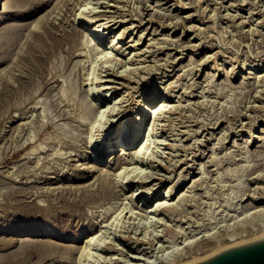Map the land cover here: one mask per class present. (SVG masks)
Masks as SVG:
<instances>
[{
    "label": "rangeland",
    "instance_id": "374dc122",
    "mask_svg": "<svg viewBox=\"0 0 264 264\" xmlns=\"http://www.w3.org/2000/svg\"><path fill=\"white\" fill-rule=\"evenodd\" d=\"M14 1L17 0H0V17L8 18L0 23V32L8 23L23 22L19 33L14 32V37H22L11 47L10 56H13L0 63V80L6 82L0 81V264H77L78 252L66 253L48 245L78 249L92 229L98 231L99 245L113 248L104 251L99 246L98 250H92L86 264H102V260L110 256L127 258L137 245L147 247L134 243L136 237L153 238L155 235L154 242L158 238L160 242L153 252L159 257L162 255L160 259H174L186 244L185 237L174 232L188 226L187 232L198 225L194 232L216 226L211 231L215 234H224L228 227L238 229L245 224L249 226L248 231L254 228L253 232L239 233L242 236L235 239L224 234L223 250L264 238V234L258 232L263 217H252L254 207L263 204L256 199L264 193V0H90L88 2L92 3L88 6H95V11H99L94 14L97 18L108 17L99 26L102 29L107 25L99 38L101 41L96 38L99 34L85 36L100 23L83 25L76 20L82 4L86 3L84 0H46L39 7L26 2L13 4ZM69 8L73 11H66ZM3 9L9 11L8 14L3 15ZM18 11L29 13V17L25 21L15 18ZM47 21L51 22L49 29L53 34L67 41L73 39L72 29L79 31L86 42L83 55H73L68 61L63 58L62 50L59 54L55 51L45 63L47 69L60 67L56 78H52L56 81L48 80L47 86L45 84L39 92L29 89L33 97L28 92L23 95L15 91L18 94L15 98L17 94L7 89L10 83L16 82L10 68L21 47L24 50L23 43L31 27L36 25L41 29ZM118 31L122 39L112 45L115 47H110L111 36ZM62 47L65 49L67 45ZM102 49L114 54L110 55L112 61L99 56ZM116 68L119 73L130 69L133 72L127 79L106 74ZM107 77L114 78V82H106L111 88L105 100L96 105L100 101L97 96L102 98V93L107 91L95 82ZM91 86L93 91L100 88L98 93H91L92 90H88ZM63 88L66 92L69 88L81 89L74 94L77 99L71 102L78 101L88 109L89 117L84 125L69 117L71 98L64 97L67 104L58 99ZM150 93L156 95L153 105L167 99L173 108L160 117L153 115L157 114L153 110L149 114L144 112L147 116L143 126L138 129L137 122V137L127 148L123 146L125 153L120 150V139L112 134L107 141L90 145V133H94V137L101 134L96 124L102 128L104 139V131L117 130L127 115L136 114L145 101L143 97ZM27 100L31 107L26 106ZM107 104H115V112L105 117V123L90 124L97 113L96 106L105 108ZM155 118H159V124H164L156 126L160 134L157 133L155 139L162 144L147 146L144 140ZM111 119L117 121L115 125ZM131 128L136 130L133 125ZM143 144L147 148L143 146L140 151L145 149L144 160H153V167L138 164L137 167L156 172L157 179L149 178L145 184L130 180L121 186L119 175L126 170L122 169L120 161H130L132 152ZM36 145L40 148L34 154H26ZM254 150L256 154L251 153ZM113 171H117L115 177ZM257 174L262 180L251 179ZM99 177L110 181L106 188L99 186ZM150 187L154 188L148 190ZM167 189H171V196H167ZM243 190L248 196L245 194L238 200L236 196ZM135 191H141L139 195L150 192L147 197L131 196ZM162 194L167 199L171 197L177 209L157 213L154 218L158 222L153 225L144 218V212L149 206L154 207ZM127 203L134 207L133 211L143 215L140 221L152 232L142 231L138 235L139 230L136 234L130 231L127 223L130 212L126 213V218L122 213L117 219L113 218ZM245 211L247 214L243 213ZM140 214L132 216L139 219ZM242 218L243 223L239 220ZM216 246L201 244V249L194 254L200 258L195 260L221 251L215 250ZM189 258L192 259L184 258L181 262H192ZM155 261L158 262V258Z\"/></svg>",
    "mask_w": 264,
    "mask_h": 264
},
{
    "label": "bare ground",
    "instance_id": "6f19581e",
    "mask_svg": "<svg viewBox=\"0 0 264 264\" xmlns=\"http://www.w3.org/2000/svg\"><path fill=\"white\" fill-rule=\"evenodd\" d=\"M44 1H46V0H17V1H14L13 2V4H16L17 2L18 3H20V4H24V2H26V3H31L30 5L31 6H42V4H44L45 2ZM59 1H62V0H59ZM84 1H86V3H84V4H82L83 5V7H81V10H80V8H79V10H80V12H78L79 13V15L76 17L77 19L76 20H78V22L80 21V22H82V24L83 25H92L93 26V24H95V23H100L99 25H97V28H95V26H94V28H92L91 30L92 31H90V32H87V33H85V36L86 37H89L90 35H94V34H99L98 35V37H96V38H101V36H102V31H104V29L107 27V25H106V27H103L102 29H100V25L102 26L105 22L104 21H106V20H104V19H106V18H108V17H106L105 16V18L104 17H96V15H94V14H97V12H99V11H95V9H96V7L94 6H88V4L89 3H92V2H88V1H90V0H84ZM92 1V0H91ZM5 2V1H4ZM16 2V3H15ZM66 2V1H65ZM1 4V3H0ZM4 4V3H3ZM28 5V4H27ZM62 5V4H61ZM81 5V6H82ZM8 7V6H7ZM56 8V7H55ZM68 8V7H67ZM66 8V9H67ZM32 10V9H31ZM11 11H13V10H11ZM10 11V12H11ZM66 11H71V8H69L68 10H66ZM73 11V10H72ZM71 11V12H72ZM8 12L9 11H6V9H3L2 11H1V13L4 15L5 13L6 14H8ZM60 12V11H59ZM65 12V11H64ZM67 13V12H66ZM77 13V14H78ZM75 15V14H74ZM16 16L17 17H15V18H18V19H20V20H23V21H25L26 20V18H28L29 17V13H25V12H23V11H18L17 12V14H16ZM67 16V15H66ZM64 17V16H63ZM113 18V17H112ZM8 18L7 17H5V16H2V17H0V23H3V22H5V20H7ZM75 19V18H74ZM110 19V18H109ZM109 22H110V20H108ZM14 22V21H13ZM13 22H11L12 24L11 25H9L10 23H8V25H5L4 26V31L3 32H0V63H2V62H5L7 59L8 60H10L11 59V57L13 56H10V53H11V47L14 45V44H16L17 43V40H19V37H20V39H21V37H22V35H16L17 37H14V32L15 31H17V33H19L18 32V29H22L21 28V24L23 23H19V24H16L15 22H14V25H13ZM102 22V23H101ZM18 23V22H17ZM116 23V22H115ZM50 24H51V22H44V24L42 25V27H41V29H39V28H37L36 27V25H34L33 27H31V31L29 32V36H26V41L23 43V46L25 45V48H24V50H22L23 48L21 47V52L19 53V54H17V58L15 59V61H13L14 63H13V67L11 66V70H12V73L13 74H11L10 73V71H9V73L11 74V76L12 77H14V75H15V80L14 81H16L15 82V84L13 83H10V85H9V82L7 83L8 85H9V88H7V86H6V84H3V85H5L6 86V88L8 89V91L9 92H12L13 94H17V93H15V91H17L18 92V94L19 93H22L23 95L25 94L26 95V93L29 91V89H30V91H31V89H34L33 91H35L36 90V92H39L43 87H44V85L46 84V86H47V83L46 82H48V80H52V78H56V75H57V73L59 72V68L60 67H58V72H57V70L55 71L54 69H53V66H51V68H49V64H48V68L49 69H47V66H46V63L45 62H48V61H46V59L48 58V56H49V58H50V55L52 56V54L55 52V51H57L56 53H58V51H60V50H62V52H64L63 54H64V56H63V58L64 59H66V60H68L69 58H71L73 55H83L82 53H83V51H84V44L86 43V42H84L83 40H82V35H81V33L78 31V32H75L73 29H72V34L71 35H73V39L72 38H69V40L67 41V39H65V38H63V37H61V35H60V38H58L57 36H55V34H53V32H52V30L51 29H49V26H50ZM108 24V23H107ZM117 24V23H116ZM51 26H53V25H51ZM110 27V26H109ZM112 28H115L114 26H112ZM128 28V27H127ZM8 31V33H5V31ZM58 30V29H57ZM78 30V29H77ZM100 30V31H99ZM16 33V34H17ZM66 33H68V32H66ZM21 34V33H20ZM65 34V33H64ZM82 34H84V32L82 33ZM104 34V33H103ZM69 36H70V34H69ZM141 36V35H140ZM71 37V36H70ZM83 38H84V36H83ZM95 39V38H94ZM111 39H112V43H111V46L110 47H115V46H112L113 44L114 45H116V44H118L119 43V41L122 39V35L119 33V31H118V33H115V34H113L112 36H111ZM89 40H91V39H89ZM89 40H87V41H89ZM102 39H99V41H101ZM83 41V42H82ZM19 42V41H18ZM18 44V43H17ZM109 44V43H108ZM154 44V43H153ZM63 45H67V47H65V49L62 47ZM149 45V44H148ZM16 46V45H15ZM163 47V46H162ZM63 48V49H62ZM133 48V47H132ZM14 49V48H13ZM109 49V48H108ZM107 50V49H106ZM105 49H102L100 52H99V56H102V57H106V59L108 60V58H110V55L111 56H114V54H111L108 50L106 51ZM124 50V49H123ZM13 52V51H12ZM76 52H78V53H76ZM61 53V52H60ZM59 54V53H58ZM57 54V55H58ZM55 55V54H54ZM62 55V54H61ZM56 56V55H55ZM55 56H53V57H55ZM60 57H62V56H60ZM205 57V56H204ZM118 59V58H117ZM209 59V58H208ZM260 59V58H259ZM50 60V59H49ZM52 60V59H51ZM55 60V59H54ZM57 60H59V59H57ZM113 60V58H110V60L109 61H112ZM202 60V59H201ZM206 60H207V58H206ZM69 61V60H68ZM52 62H53V60H52ZM60 62V61H59ZM105 62V61H104ZM61 63V62H60ZM66 63V62H65ZM54 64V63H53ZM64 64V63H63ZM62 64V65H63ZM79 64V63H78ZM52 65V64H51ZM219 65V64H218ZM46 66V68H44ZM75 66V65H74ZM77 66V65H76ZM186 66V65H185ZM56 67V66H55ZM64 67V66H63ZM76 68V67H75ZM224 68V67H223ZM233 68V67H232ZM193 69V68H192ZM226 69V68H225ZM105 72L107 71V70H104ZM227 71V70H226ZM15 72H17V73H15ZM56 72V73H55ZM131 72H133V70H129V72H124V73H119L118 72V69L116 68L115 70H111V71H109L108 73H106V74H110L111 76H114V77H118V78H125V79H127L126 77L127 76H129V74L131 73ZM189 72V71H188ZM235 72V71H234ZM75 73V72H74ZM232 74V73H231ZM235 74V73H234ZM107 76V75H106ZM9 77H10V75H9ZM25 79H24V78ZM59 79V78H58ZM85 79V78H84ZM113 79L114 78H106L105 80H103V81H100L101 79H99V81H96L95 83V85H100V87H101V89H103V90H105V91H107V92H105V93H102V98H100L99 96H97L98 98H96L99 102L98 103H96V105L97 104H101L102 103V101L103 100H105V97L107 96V94H108V91L110 90V86H107L106 84H108V83H106V82H112L113 81ZM3 80V79H2ZM2 80H0V81H2ZM53 80H55V79H53ZM52 80V81H53ZM264 80V79H263ZM56 81V80H55ZM5 82V81H4ZM3 81H2V83H4ZM114 82V81H113ZM1 83V82H0ZM6 83V82H5ZM54 83V82H53ZM91 85H92V83H91ZM46 86H45V88H46ZM242 86V85H241ZM3 87V86H2ZM69 87V86H68ZM5 88V87H4ZM45 88H44V90H45ZM67 88V87H66ZM64 89V88H63ZM62 89V91H61V95L58 97V99H60V102H65V99H64V97L66 98V96L67 97H69V98H71V100L69 99V103H71V104H69L68 103V105H69V107H71V111L69 112V117H72L73 119H75L80 125H84V120L85 119H87L89 116H88V109L86 110L84 107H83V105L81 104V103H78V101H77V103L75 104V103H72L73 101H75L76 99H77V97L75 96L78 92H77V90H81V89H72V88H69V90H68V92H66V90L64 89L63 90ZM93 89V87L91 86V87H89L88 88V90H92ZM38 90V91H37ZM100 90V88L97 90V89H94V91L92 90L91 91V93H93V92H95V91H97V93H98V91ZM228 90H230V89H228ZM5 92V91H4ZM32 92V91H31ZM87 92H89V91H87ZM150 92V91H149ZM1 93V92H0ZM29 93V92H28ZM27 93V94H28ZM11 94V93H10ZM12 94V95H13ZM18 94L15 96V98L18 96ZM31 96H32V94L33 93H29ZM34 94H35V92H34ZM37 95H38V93H36ZM35 94V95H36ZM40 94V93H39ZM73 94V95H72ZM75 94V95H74ZM8 95V94H7ZM36 95V96H37ZM11 96V95H10ZM140 96V95H139ZM13 97V96H12ZM11 97V98H12ZM25 97V96H24ZM33 97V96H32ZM32 97H30V98H32ZM103 97H104V99H103ZM155 97H156V95H154V93H150V94H147V95H145L144 97H143V100H145L142 104H140L139 105V107L137 108V112H136V114L134 113V114H130V115H127V117H126V120L124 121V123L117 129V130H114V131H112L111 132V130H108V131H104V133H103V135H104V139H103V136H102V128H100V126L99 125H97L96 123H97V121H99V122H103L104 120H105V117L106 116H109L114 110H116L115 108H117L116 106H115V104H113L112 106H109V104H107L106 105V107L105 108H103V106H96L97 108H96V110H97V113H96V115L94 116V117H92V122L90 123V124H92V125H94V124H96L95 125V127H97V131H101V134L97 137H94V133H90L91 135L89 136V143H90V145L93 147V145L94 144H96L97 142H99V141H101L100 143H102V141L103 140H105L106 139V141H107V138L109 137V136H111V134H112V136L113 135H115V138L116 139H120V142L122 143V145H120L121 147H120V150H121V152L122 153H125V151H126V149H123V146L124 145H126V148H127V146H129V145H131V144H133L135 141V139H136V133H137V130L138 129H140V127H142L143 126V123H144V121H145V116H147V114H149V112L151 111V110H153L154 112H156L157 114H153V115H158L159 117L161 116V114H163V113H165V112H167V111H171L172 110V106L173 105H169L168 103H167V99H160V101H158L157 103H155L154 105H153V102H154V100H156L155 99ZM21 98L23 99V97L21 96ZM26 98H27V96H26ZM9 99V98H8ZM18 99H19V97H18ZM21 99V100H22ZM33 99V98H32ZM32 99H31V101H32ZM68 99V98H67ZM66 99V100H67ZM4 100V99H3ZM13 100V99H12ZM15 100V99H14ZM21 100H19V102L21 101ZM73 100V101H72ZM9 101V100H8ZM11 101V100H10ZM24 101H26V100H24ZM35 100H33L32 102H34ZM72 101V102H71ZM124 101H126L127 102V100H124ZM12 102V101H11ZM16 102V101H15ZM18 102V101H17ZM50 102V101H49ZM51 102H53V101H51ZM50 102V103H51ZM67 102V101H66ZM65 102V103H66ZM121 102H123V101H121ZM0 103H2V101H0ZM8 103V102H7ZM25 103H27L26 104V106H28V105H30V104H28V100H27V102H25ZM138 103V102H137ZM12 104V103H11ZM10 104V105H11ZM31 104H33V103H31ZM53 104V103H52ZM67 104V103H66ZM65 104V105H66ZM95 104V103H94ZM128 104H130V103H128ZM14 105V104H13ZM15 105H16V103H15ZM18 105H19V103H18ZM21 105V104H20ZM19 105V106H20ZM52 106V105H51ZM55 106H57V105H55ZM93 106V105H92ZM14 107V106H13ZM18 106L16 105V108H17ZM24 107V106H23ZM30 107H31V105H30ZM54 107V106H53ZM91 107V106H90ZM28 108V107H27ZM87 108V107H86ZM177 108V107H176ZM15 109V108H14ZM24 108H22V110H23ZM26 110V109H25ZM118 110V109H117ZM131 111V110H130ZM152 111V112H153ZM180 111V110H179ZM25 112V111H24ZM63 112V111H62ZM67 112V111H66ZM115 112V111H114ZM144 112H146V113H144ZM68 113V112H67ZM61 115H62V113H60ZM59 114V115H60ZM167 114V113H166ZM169 114V113H168ZM60 115V116H61ZM65 115H66V113H65ZM68 115V114H67ZM91 116V115H90ZM157 116V117H158ZM149 117V116H148ZM153 117H155V116H153ZM108 120V119H107ZM158 121H159V118H157V120H156V118L154 119V121L153 122H151L150 124V127H149V129H148V135H147V137L145 138V145H149L150 146V144H153V146H158V144H162V143H158L159 141H157L156 139H155V137L158 135L157 133H159V132H156V126H158V125H164V124H159L158 123ZM161 121V120H160ZM98 122V124H101V123H99ZM110 122L112 123V125H115L116 124V122L117 121H114V119H111L110 120ZM109 122V123H110ZM137 122L139 123L138 124V129H136L135 127H136V125H137ZM103 123H105V121L103 122ZM86 125V124H85ZM91 125V126H92ZM133 125V127L136 129L135 131H133L132 130V128H131V126ZM147 125H148V123L146 124V127H147ZM94 127V126H93ZM91 129V128H90ZM110 129V128H109ZM160 129V128H159ZM168 130V129H167ZM91 131V130H90ZM161 132V131H160ZM251 132V131H250ZM262 132H264V130L262 131ZM157 134V135H156ZM160 134V133H159ZM225 134V133H224ZM254 134H255V132H254ZM253 134V135H254ZM259 135V134H258ZM249 136V135H248ZM154 137V138H153ZM112 139V138H111ZM250 139H251V137H250ZM258 139V138H257ZM88 140V139H87ZM142 140H143V138H142ZM223 140H226V139H223ZM142 144V143H141ZM247 144V143H246ZM76 145V144H75ZM77 146V145H76ZM144 146V144L143 145H141L140 147H139V149H137V150H135V151H133L132 153L134 154L133 156H132V158H131V160L130 161H124V162H121L120 161V164L121 163H123L122 165V169L123 170H126V171H122V175H119V176H121V181H120V185L122 186V183H127V182H129L130 180V182H136V183H138V184H145L146 182H148L149 181V178H152V179H157V177L155 176V175H157V173L156 172H152L151 170H146V168L145 169H142V168H140V167H137V164L138 165H146V166H148V167H150V169H152V167H153V165L151 164L152 162H153V160H151V159H146V160H144V153H146V151H145V149H144V151H140L141 149H142V147ZM72 147V146H71ZM110 147V146H109ZM109 147H106V148H109ZM144 147H146V146H144ZM40 147L38 146V145H36V146H34V147H30V149H29V151H27V153L26 154H28V155H31V154H34V152H35V150H38ZM147 148V147H146ZM149 148V147H148ZM143 150V149H142ZM105 149H104V153H105ZM157 151V150H156ZM141 153V154H140ZM252 154H256L257 153V150H254V151H252L251 152ZM148 156V155H147ZM155 160V159H154ZM157 161V160H156ZM92 163H94V162H92ZM124 163L126 164V165H124ZM92 165V164H91ZM91 165H89V166H91ZM109 165V164H108ZM119 165V164H118ZM117 165V166H118ZM129 165H133L132 167H130L129 168ZM175 166V165H174ZM92 167H94L93 165H92ZM119 167V166H118ZM121 167V166H120ZM119 167V168H120ZM119 168H116V169H119ZM164 169V168H163ZM27 171V170H26ZM158 171V170H157ZM115 172H117V171H115ZM114 171H113V173H114V177H115V175H116V173H115ZM134 173L133 175H131L129 178H128V180L126 181L125 180V178H127L131 173ZM120 174H121V172H120ZM260 174V173H259ZM259 174H257L256 176H253L251 179L252 180H256V181H258V180H262V177H260L261 175H259ZM108 176V175H107ZM116 177H118V176H116ZM124 178V179H123ZM137 178V179H136ZM97 180H98V182H99V186L100 187H102V188H106L107 187V184L108 183H110V181L108 180V178H105V177H99V178H97ZM116 180V179H115ZM122 180H125V181H122ZM114 181V180H113ZM196 184V183H195ZM157 185V184H156ZM154 186V185H153ZM196 187V186H195ZM123 188V187H122ZM154 187H150V188H148V190L149 189H153ZM167 188V187H166ZM166 190V189H165ZM168 190V189H167ZM173 190V189H172ZM142 192H143V190H142ZM145 192V191H144ZM150 192V191H149ZM148 191H146L143 195H139V194H141V191L139 192V193H137V191H135V192H132V194H131V196H134V194H137V196H140V197H147L148 195V193H149ZM152 192V191H151ZM168 192H169V195H167V196H171V194H170V192H171V189H169L168 190ZM182 193V192H181ZM188 193V192H187ZM246 193H244V190H243V192L239 195V196H236V197H238V200H241L242 198H243V196L245 195ZM181 195V194H180ZM247 196H248V193L246 194ZM177 196V195H176ZM185 196H187V195H185ZM178 197H179V194H178ZM235 197V198H236ZM81 198H83V196L81 197ZM86 198V197H85ZM84 198V199H85ZM182 198V197H181ZM185 198V197H184ZM184 198H183V200H184ZM187 198V197H186ZM185 198V199H186ZM83 199V200H84ZM178 199V198H177ZM252 199H253V197H252ZM87 200V199H86ZM129 200V199H128ZM144 200H146L147 201V198L146 199H144ZM176 200V199H175ZM183 200H181V201H183ZM256 200H258V201H260L261 203H263L261 206H259V205H257V206H255L254 207V211L252 210V212H253V216L252 217H255V219H257V217H259V218H261V216L263 217V218H261L260 219V221L262 220L263 222H262V225H261V227H260V230H258V232L260 231V232H262L263 234H264V193H262V195H260V197L259 198H257ZM255 200V198H254V201H256ZM170 201V202H169ZM172 200H171V197L170 198H166V196L165 197H163V194H162V198L161 199H158V200H156L154 203V207L153 206H149L147 209H148V211H145L144 212V218L145 219H148L149 220V222L151 223V224H156L157 222H158V219H155L154 218V216L155 215H157V213L158 214H161L162 212H164V211H171V210H173V209H177V204L175 203V202H171ZM185 201V200H184ZM130 202V201H129ZM128 202V203H129ZM38 203V202H37ZM65 203V202H64ZM67 203V202H66ZM128 203H127V205H126V207H123V208H121L120 209V211H119V213H117V215H115L113 218L115 219H117V216H119L121 213H122V217L123 218H126V213H128V212H130L131 214H129V216H128V218H127V220H128V222L127 223H129V227H131V230L130 231H133L134 230V234H136L137 233V231L139 230V232H138V235L139 234H141V232L142 231H144V233H149V232H152L153 230H149V232H148V229H147V226L146 225H144V224H142V222L140 221V218H142L143 217V215L142 214H140V213H137V212H135V211H133V208L134 207H131V205H128ZM147 203H149L148 201H147ZM181 202H179V204H180ZM70 204H71V201H70ZM74 204V203H73ZM73 204H71V205H73ZM77 204V203H76ZM80 204H81V202H80ZM35 205V204H34ZM67 206V205H66ZM133 206V205H132ZM68 207V206H67ZM72 207V206H71ZM74 207H75V205H74ZM153 207V208H152ZM37 208V207H36ZM39 208V207H38ZM124 208L125 209H127L126 211H124ZM41 209H42V207H41ZM69 209V208H68ZM74 209H77V208H74ZM80 209V208H79ZM176 212H177V210H176ZM135 213L136 214H140V216H139V219H137L138 217H136V216H132V214L133 215H135ZM173 213H175V212H173ZM243 213H245V214H247V212L245 211V212H243ZM178 214V213H177ZM180 214V213H179ZM244 214V215H245ZM150 215V216H149ZM152 215V216H151ZM248 215H249V212H248ZM182 216V215H181ZM250 216V215H249ZM180 217V216H179ZM248 218H250V217H248ZM179 219V218H178ZM247 218H246V216H244V220H246ZM254 219V218H253ZM255 219L253 220V221H255ZM239 220H243V218L242 219H239ZM239 220H237V221H239ZM244 220L242 221V223L244 222ZM248 220V219H247ZM251 221H252V219H251ZM250 221V224L252 223ZM259 221V220H258ZM257 221V222H258ZM236 222V221H235ZM247 222H249V220L247 221ZM246 222V223H247ZM240 224V223H239ZM251 225H256V223L254 222L253 224H251ZM259 225V224H258ZM252 226V227H253ZM257 226V225H256ZM256 226H254V227H256ZM121 227H123V226H121ZM128 227V228H129ZM197 227H199V225L198 226H195V227H192V229H190V230H188V232L186 231L187 230V228H189V226L188 227H186V229H179V230H177V231H175L174 233V235H180L179 237H185L184 238V242H186V244L185 245H183L182 247V249H179V251H178V255L177 256H175V258L174 259H171V258H169V259H160L161 257H162V255L159 257V255H157V252L156 253H154L153 251L156 249V247H155V245L158 243V242H160V240H159V238H158V240L156 241V242H154V237L156 236H154L153 238H149V237H147V238H145V237H143V238H145L144 240H142L143 238H140V239H137V237L135 238L136 239V241H134V243H140V244H145L147 247H142V248H138L137 246H139V245H137L135 248H133V250L135 251L133 254H130V255H128V256H126L127 258H125L124 257V259H119V258H116V257H112L111 258V256H110V258H108V260L107 259H104V260H102V264H141V263H139V262H145V264H158V263H160V262H163L164 264H184V263H186V262H184V263H182L181 261L184 259V258H188V257H192V259L191 258H189V259H191L192 261H194L195 259H197V257L198 256H195L194 254L197 252V250H200L201 249V244H203V245H210V244H213V245H218V247L216 246V248H214L215 250H218V249H221V250H223L222 248H223V246L221 245V242L223 241L222 239H223V235L225 234V235H228L227 237H230L231 239H235V236H238L239 235V233H243V232H253L254 230V228L252 229V230H247V229H249V226H248V224H245L243 227H241V228H239L238 227V229L237 228H235V227H232V228H230V227H228L225 231V233L224 234H220V233H218V234H215L216 232H211L214 228H213V226L212 227H206L207 229H205L204 230V228H203V230H199L198 232H194L195 231V229L197 230ZM246 227H248V228H246ZM153 228V227H152ZM190 228H191V226H190ZM91 230V229H90ZM256 230V231H257ZM236 231H238V233L236 232ZM240 231V232H239ZM194 232V233H193ZM201 232H203L201 235H200V233ZM98 231L97 230H93L92 229V231L89 233V234H87V235H85L84 236V238H83V241H84V243L80 246V247H78V249H75V247H61V246H52V245H48L49 246V248H52V249H57V250H61V251H64V252H66V253H73V252H75L76 251V253L78 252V263L77 264H86V261L88 260V257L90 256V254H92L93 252H91L92 250H98V247L99 246H101V245H99V238H98ZM111 233V232H110ZM192 233V234H191ZM261 233V234H262ZM53 234V233H52ZM160 234V233H159ZM200 236H199V235ZM262 234V235H263ZM55 236V235H54ZM120 236V235H119ZM160 236V235H159ZM239 236H242L241 234L239 235ZM256 237L258 236V235H255ZM152 237V236H151ZM190 238V239H187V241L185 240L186 238ZM97 238H98V240H97ZM108 238V237H107ZM120 238H121V236H120ZM123 238H124V236L122 237V240H123ZM157 238V237H156ZM262 238V237H261ZM250 239V238H249ZM254 239V238H253ZM78 241L79 240V238L78 239H74V241ZM240 241V240H239ZM238 241V242H239ZM244 241V240H243ZM55 244V243H54ZM47 245V244H46ZM47 246V247H48ZM159 246H161V245H159ZM163 246V245H162ZM232 246V245H231ZM164 247V246H163ZM225 247V246H224ZM77 248V247H76ZM100 248V247H99ZM101 248L105 251V249L107 250V249H110V248H113V246H109L108 248L107 247H105L104 246V248H103V246H101ZM158 248V247H157ZM176 248H180V247H176ZM218 248V249H217ZM161 248H159V250H160ZM184 249H186L185 251H183ZM100 250V249H99ZM167 250V249H166ZM158 251V250H157ZM214 251V250H213ZM59 252V251H58ZM162 252V251H161ZM160 252V253H161ZM61 253H63V252H61ZM210 253H212V251L210 252ZM216 253V252H215ZM98 254V253H97ZM209 254V253H208ZM96 255V254H95ZM99 255V254H98ZM147 255V256H146ZM175 255V254H174ZM153 256H155L154 257V259H152L153 258ZM171 256V255H170ZM204 256V255H203ZM64 257V256H63ZM97 257V256H96ZM166 257V256H165ZM164 257V258H165ZM202 257V256H201ZM105 258V257H104ZM116 258V259H115ZM157 258H158V262H156L155 260H157ZM163 258V257H162ZM198 258H200V257H198ZM164 260V261H163ZM101 261V260H100ZM188 263L190 262V260L189 261H187ZM97 264V263H96Z\"/></svg>",
    "mask_w": 264,
    "mask_h": 264
},
{
    "label": "water",
    "instance_id": "95a60500",
    "mask_svg": "<svg viewBox=\"0 0 264 264\" xmlns=\"http://www.w3.org/2000/svg\"><path fill=\"white\" fill-rule=\"evenodd\" d=\"M187 264H264V238L221 250Z\"/></svg>",
    "mask_w": 264,
    "mask_h": 264
}]
</instances>
